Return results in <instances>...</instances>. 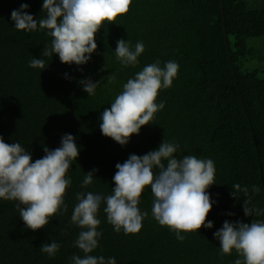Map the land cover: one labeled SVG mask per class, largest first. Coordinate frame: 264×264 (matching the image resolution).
Here are the masks:
<instances>
[{"label": "trees", "instance_id": "obj_1", "mask_svg": "<svg viewBox=\"0 0 264 264\" xmlns=\"http://www.w3.org/2000/svg\"><path fill=\"white\" fill-rule=\"evenodd\" d=\"M36 19L46 18L43 0H0V136L19 143L32 161L45 155L44 147L56 149L61 137L71 134L79 155L66 174L72 183L64 201L67 211L49 218V224L33 231L19 216L18 201L0 198V264H74L73 255L85 253L74 242L81 229L71 222L77 193L112 194L117 163L131 154L142 156L158 150L165 140L181 145L177 158L194 155L214 161L215 183L207 190L213 204L207 216L211 229L181 232L161 226L152 215L154 195L142 192L138 208L147 212L142 229L135 234L117 233L101 205L97 231L98 247L88 255L115 257L117 264H234L243 257L233 249L221 254L214 233L224 221L264 222V76L247 68L253 59H263L261 49L248 43L264 36V8H250L246 0H132L130 10L115 23L105 21L96 34L97 50L83 65H69L58 54L42 56L51 48L47 29L17 30L11 12L21 4ZM134 46L143 41L145 51L135 66L124 67L115 54L117 41ZM45 60L46 69L30 67L33 58ZM168 61L179 65L172 86L159 90L156 103L165 107L148 125L121 146L100 130V116L110 108L123 85L147 65ZM67 74V76L65 75ZM115 79L109 83V75ZM100 82L94 95L83 91L80 80ZM98 169L93 183L82 181ZM249 189V207L259 215L245 216L241 192L231 195L232 185ZM253 185L260 192L253 194ZM233 213L234 215H228ZM61 244L53 257L42 253L44 243Z\"/></svg>", "mask_w": 264, "mask_h": 264}, {"label": "clouds", "instance_id": "obj_2", "mask_svg": "<svg viewBox=\"0 0 264 264\" xmlns=\"http://www.w3.org/2000/svg\"><path fill=\"white\" fill-rule=\"evenodd\" d=\"M131 4L132 0H43L42 11L46 12V18H34L27 12V3L13 10L11 18L17 30L31 32L37 30L38 23L41 30H48L47 34L53 38L51 48H44L41 57L54 53L62 63L79 66L88 63L97 50L95 37L104 22L115 23L118 16L130 10ZM144 51L143 41L137 42L133 49L130 41L119 39L115 54L127 67L137 65L138 57ZM29 66L42 70L48 67L44 59L35 57ZM178 71L177 62L168 61L162 68L157 60L128 79L111 107L105 108L100 116L102 134L126 146L130 137L139 134L141 127L150 124L154 114L165 107L164 102L156 103L159 90L170 88ZM114 79L115 76L110 74L109 83ZM100 82L90 78L79 81L88 95L95 94ZM43 150L45 155L33 162L30 151L19 143H5L0 136V198L18 201L19 216L33 231L48 225L49 218L61 212V208L67 211L64 196L72 181L66 174L79 155L75 137L71 134H64L56 149L45 146ZM180 151L181 145L164 140L158 150L142 156L131 154L124 163L116 164L112 194L77 193L78 203L71 222L84 230L80 231L74 246L85 256L73 255L74 264H117L115 257L105 259L104 256L88 255L98 247V239L102 236V232L97 231L101 223L97 218L98 211L102 204L106 205L103 210L107 221L117 233L122 229L125 234L138 233L148 215L138 208L146 187H150L154 195L152 215L161 226L174 230L177 240L185 239L181 232L213 227L207 216L216 201L211 200L207 190L215 183L214 161L194 155L177 158L175 154ZM96 172L98 169L95 168L87 172L81 186L86 188L92 184ZM232 188L235 189L231 193L233 198L241 192L248 197L247 187L234 184ZM251 191L258 194L260 188L253 185ZM250 203V197L243 202L245 216L259 215L258 209L249 207ZM213 235L220 242L222 255H231L235 249L243 257V262L237 259L234 264H264V222L226 220ZM60 248L61 244L53 240L42 244L40 251L53 257Z\"/></svg>", "mask_w": 264, "mask_h": 264}, {"label": "rangeland", "instance_id": "obj_3", "mask_svg": "<svg viewBox=\"0 0 264 264\" xmlns=\"http://www.w3.org/2000/svg\"><path fill=\"white\" fill-rule=\"evenodd\" d=\"M247 4L250 8H264V0H246ZM249 44L254 45L261 49V53H264V36L259 38L250 39L248 41ZM246 67L251 68H257L261 71H263L264 76V60L263 59H253L250 62L246 64Z\"/></svg>", "mask_w": 264, "mask_h": 264}]
</instances>
